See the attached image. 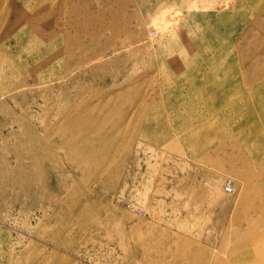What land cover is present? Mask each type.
Returning <instances> with one entry per match:
<instances>
[{"label": "rangeland", "instance_id": "374dc122", "mask_svg": "<svg viewBox=\"0 0 264 264\" xmlns=\"http://www.w3.org/2000/svg\"><path fill=\"white\" fill-rule=\"evenodd\" d=\"M230 128L264 150V0H0V264H251Z\"/></svg>", "mask_w": 264, "mask_h": 264}, {"label": "bare ground", "instance_id": "6f19581e", "mask_svg": "<svg viewBox=\"0 0 264 264\" xmlns=\"http://www.w3.org/2000/svg\"><path fill=\"white\" fill-rule=\"evenodd\" d=\"M94 17L96 18V16ZM164 29L167 30V25L165 26ZM202 40L205 41L207 44H209V38H207L206 35H202ZM212 45L213 44L211 45L209 44L210 47H213ZM114 50H117V49H114ZM160 51L162 55H165V57L168 58V60L166 61H167V66L170 68V70L178 71L182 68L183 65L186 64V62L181 61L182 57L180 60L176 61L174 56H171L170 54H165V51L162 49ZM221 51L222 50H216V51L214 50L213 54L219 55L221 54ZM212 67L213 66L210 63L204 64V70L207 73L208 77H210V80L215 79L217 75V69L212 68ZM259 68H261V64H256L254 62H251L248 67L249 72L253 75V84H261L260 78L254 79L255 77L254 74ZM219 113H220L219 116L223 117V109H220ZM183 122H184V119H183ZM263 130L264 128H261L259 129V132L261 133L263 132ZM224 132L229 134V138H230L228 147H229V165H230L231 170L234 168L233 166L236 163L239 166H247L248 164L250 165L252 164L253 166L257 165L259 166L260 169L263 166V169H264V161H263L264 160V150L260 147L254 148L251 146L249 142L251 135H249V133H245V131L241 130L240 128H230L227 131L225 129ZM241 138L245 141L244 145L240 143ZM236 160H238V162ZM261 174L263 178L258 179L256 178V174L254 171L246 169V171L242 173V175H239L236 177L238 178L236 179V182L239 186L245 185V184L246 185L253 184L257 188V189L254 188L255 189V193L253 196L254 198L250 202V204L239 207V211H238V213L244 214L245 217L242 216L241 222L242 224L244 223L246 227H249V230L248 232H242V233L237 231L234 236V242L236 245L235 250L238 249L237 257L238 258H249L251 259V264H255L257 262H264V171H262ZM208 178H209L208 180L213 179L211 175H208ZM211 187L212 188L214 187V189H217L218 191L220 186L218 185L213 186V184L212 185L210 184V188ZM243 194H246V191L243 192ZM247 214L249 216H247ZM206 237L210 238V235L208 236L206 235ZM240 249L242 250L239 251ZM232 251L234 250L232 249ZM2 257L4 258L5 255H2Z\"/></svg>", "mask_w": 264, "mask_h": 264}, {"label": "built area", "instance_id": "2783aa9c", "mask_svg": "<svg viewBox=\"0 0 264 264\" xmlns=\"http://www.w3.org/2000/svg\"><path fill=\"white\" fill-rule=\"evenodd\" d=\"M231 186H230V184H227V186H226V191H228V192H231Z\"/></svg>", "mask_w": 264, "mask_h": 264}]
</instances>
